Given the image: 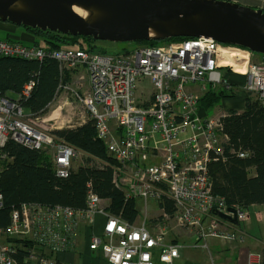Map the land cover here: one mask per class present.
<instances>
[{"label": "built area", "instance_id": "built-area-1", "mask_svg": "<svg viewBox=\"0 0 264 264\" xmlns=\"http://www.w3.org/2000/svg\"><path fill=\"white\" fill-rule=\"evenodd\" d=\"M229 50L245 57H234L235 62L244 65L242 76L246 79L242 89L264 105V62L251 61V53L246 49L208 37L142 45L115 54L81 48L46 50L0 39V56L39 61L50 57L61 67L84 69L89 86L84 91L80 89V93L74 89V104L63 99L49 117L62 105H67L65 111L60 117L52 116L50 121L63 124L78 117V125L83 124L88 118L76 111L75 106L84 105L94 121L97 137L118 162L112 168L113 182L123 187L128 196L172 200L173 214L159 209L161 217L155 218L156 223L172 219L179 227L193 228L197 241L235 238L231 222L213 213L215 209L232 215L225 200L211 192L208 173L209 163L223 155L228 136L221 119L228 113L225 110L210 116L203 110L200 113L199 107L206 90L229 87L222 69L233 72V68L219 64L220 57ZM80 79L84 80V76L76 81L78 89L83 85ZM140 79L148 80L151 89L140 92L142 99L135 94ZM31 87L32 82L26 84L15 99L0 92V147L7 140L31 149L50 147L55 172L64 177L80 152L54 133L48 134L46 119L25 112L22 101L30 96ZM107 205L108 200L90 189L83 208L37 202L21 204L11 212L8 226L0 229V264H13L9 253L12 250L1 241V235L34 239L52 252L50 257L32 256L35 264H73L65 262L59 254L75 250L79 230L83 224L92 226L97 214L102 215L104 223L100 234L89 233L87 249L92 253L100 249L105 264H154L152 251L156 247L164 248L160 254L164 262L171 263L179 256L178 246L164 243L165 226L159 227L158 223L156 232L147 227L146 210L139 223L129 222L110 214ZM232 207L237 221L248 218L245 209ZM203 243L199 246L204 247ZM260 259V253L249 252L247 264H260Z\"/></svg>", "mask_w": 264, "mask_h": 264}, {"label": "trees", "instance_id": "trees-1", "mask_svg": "<svg viewBox=\"0 0 264 264\" xmlns=\"http://www.w3.org/2000/svg\"><path fill=\"white\" fill-rule=\"evenodd\" d=\"M21 27L26 32L25 37H31L29 42L21 40L20 36L7 37L5 40L46 50L72 46L75 49L103 52L98 49V41L89 36H72ZM187 38L190 37L137 42L161 45ZM260 61L264 62V56ZM71 72L50 57L39 61L0 56V92L15 99L21 89L32 82L30 96L22 101V105L30 115H42L46 113L62 86L69 82ZM226 75L229 79L228 88L219 86L214 90H206L201 95L200 113L201 110L210 111L221 100L236 94L239 88L233 77L238 74L226 69ZM243 103L242 111L229 109L228 114L222 117L223 131L228 140L224 144L223 155L209 163L208 173L214 195L222 197L229 206L238 205L246 209L253 204H264V105L247 92H244ZM53 133L60 141L80 152L84 162L76 167L71 165L66 176H58L51 156L45 149H31L7 140L0 147V229L8 226L11 212L23 203L37 202L49 206L62 204L83 208L89 189L102 199L108 200L106 210L110 214L134 222L139 215L136 204L138 196L126 195L125 189L113 182L112 168L118 162L107 152L103 140L97 137L93 119L88 118L83 124L66 126L54 130ZM239 152L244 155L240 156ZM155 201L157 209L165 210L170 216L173 214L175 207L172 200L164 197ZM160 217L157 216L156 219ZM1 237L2 242L9 244L12 250L9 253L13 264H35L37 262L32 256H52L50 250L34 239L7 235ZM260 256V264H264V246Z\"/></svg>", "mask_w": 264, "mask_h": 264}, {"label": "water", "instance_id": "water-1", "mask_svg": "<svg viewBox=\"0 0 264 264\" xmlns=\"http://www.w3.org/2000/svg\"><path fill=\"white\" fill-rule=\"evenodd\" d=\"M0 21L108 42L208 37L264 55V8L232 0H0ZM227 211L213 213L237 224Z\"/></svg>", "mask_w": 264, "mask_h": 264}, {"label": "crops", "instance_id": "crops-1", "mask_svg": "<svg viewBox=\"0 0 264 264\" xmlns=\"http://www.w3.org/2000/svg\"><path fill=\"white\" fill-rule=\"evenodd\" d=\"M239 2L244 5H250L253 7L264 8V0H232ZM9 23V22H8ZM14 25V24H13ZM25 31H21L20 35L16 37H21V40L30 41L31 37H25ZM7 37H10L9 35ZM25 37V38H24ZM259 61V60H258ZM244 76L234 75L233 81L238 85L242 86L245 82L239 79ZM239 90V89H238ZM240 99H229L228 104L225 106V110H237L238 112L243 110L244 103V90L241 89ZM238 91L236 92V94ZM242 97V100H241ZM223 110V112L225 111ZM222 112V111H221ZM139 198V197H138ZM143 201L144 212L147 209V202L153 199L140 198ZM156 202V201H154ZM245 211H247L248 218L245 221H237V224H232L231 230L235 233V238L233 240H223L219 238H207L205 240H195V230L193 228L179 227L174 223L173 226L169 227L167 221L159 222L160 226H165L166 234L164 243L174 244L178 246L179 256L173 258L171 263L164 262L160 260V254L164 251L163 247H156L152 251V259L154 264H247V255L249 252L260 253L262 247L264 246V204H253L248 206ZM147 218V216H146ZM140 222L139 216H137L135 222ZM104 223L102 215H96L94 224L92 226H86L83 224L79 233H81V239L88 241L89 233L100 234V230ZM156 221L147 220V227L153 232L158 230ZM172 225V224H171ZM157 227V228H156ZM204 242V243H203ZM203 243L204 247H201ZM87 251V249H86ZM75 256V255H74ZM64 261L72 262L73 264H86L75 262V257L72 253H62L59 256ZM77 258V257H76Z\"/></svg>", "mask_w": 264, "mask_h": 264}, {"label": "rangeland", "instance_id": "rangeland-1", "mask_svg": "<svg viewBox=\"0 0 264 264\" xmlns=\"http://www.w3.org/2000/svg\"><path fill=\"white\" fill-rule=\"evenodd\" d=\"M22 30H23V28L21 26H16V25H13V24L8 23V22L0 21V39H6L8 35L10 37H12V38H15L16 36L20 35V32ZM97 45H98V49L100 51H103L106 54H115V53H121V52H125V51H130V50L134 49L137 46H142V45H146V44H145V42H137V41H134V42L98 41ZM71 48H72V46H71ZM250 53H251V61H254V62H256L258 60L260 61V58L264 56L262 54H257V53L255 54V53H252V52H250ZM69 70H70V72L73 70L71 72V74H70L69 82H66V84L63 85L62 90L58 92L56 98L50 104V106L47 109L46 113L40 115L42 118L46 119L44 124H46V127H49V129L47 130L48 134L53 133L54 130L66 127L67 125L74 124L72 126H69V127H73V126H76V125L79 124V121H78L79 118L78 117L76 119H74V120L72 119L73 120L72 122L68 123V122L65 121L63 124L60 123L59 121L53 123V121H50V119H49L52 116L60 117L62 115V113L65 111V108L67 107V105H65V106L62 105L59 109H57L51 115V117H49L50 113L60 103H62L63 99L64 100L67 99L68 102H72V105L74 104L73 103V98H72V97H74V91H73L74 89L77 90L80 93V91H79L80 89H83V91H84L89 86L87 74H86V72L84 71V69L82 67L77 66L76 68H74L72 70L69 69ZM222 71H225V76H226L227 80H229L228 76L226 75V69H222ZM81 75L84 76V80L80 79V80H83V85H82L81 88L78 89L76 87V81L79 80V77ZM245 79H246V77H242L239 80L240 81H243V80L245 81ZM239 84L240 83H238V85ZM149 89H150V85H149L148 80H146V79L145 80L144 79L138 80L137 88H136V91H135L136 92L135 94H136L137 98L142 99V95L140 94V92L147 91ZM241 89H242V86H239V90H238L237 94H235L232 97H228V98H225V99L221 100V102L219 104L215 105L214 107H212L210 109V111L207 112V114L210 115V116L211 115H217L221 111L225 110L224 108L228 104L229 99H235L237 97H238V99H240L239 96H241V91H242ZM149 91H151V89ZM241 100H242V97H241ZM85 109H86V107L84 105L82 106L80 103H77L76 106H75V110L76 111L81 112L84 115L85 118H89L88 111H86ZM25 112H27L26 109H25ZM44 149L48 152L49 155L52 154V148L45 147ZM82 162H84L83 155L78 153L77 156L73 159L71 164H72L73 167H76L77 165H79ZM136 204H137V207H138V210H139V215L138 216H139L140 220H143V217H144L143 201L140 198L136 197ZM159 214H161V211L156 208L155 202L152 201V200H149L147 202V209H146V216H147L146 223H147L148 219H149V221L152 222V220L154 218H156ZM155 221H157V220L155 219ZM166 221L170 224L169 227L174 225V223H172V219H167ZM81 236H82L81 233H80V235L77 236V243H76L75 250L73 252H71L73 254V257H75V262H77V263H80V262L83 263L84 262L86 264H105L102 251L100 249L95 251L94 253L89 251L87 249V242H85V240L81 239ZM2 240H3V238L1 237V241ZM86 249H87V251H86ZM65 262H67V260Z\"/></svg>", "mask_w": 264, "mask_h": 264}, {"label": "bare ground", "instance_id": "bare-ground-1", "mask_svg": "<svg viewBox=\"0 0 264 264\" xmlns=\"http://www.w3.org/2000/svg\"><path fill=\"white\" fill-rule=\"evenodd\" d=\"M77 12L80 13V11L78 9H76ZM233 50H229V52L226 51L225 56H221L220 57V66H228V67H232L233 68V72L236 74H240L243 75L244 74V70L243 67L244 65L238 64L237 62H235L234 57H240V58H245L242 54L237 53V52H231Z\"/></svg>", "mask_w": 264, "mask_h": 264}]
</instances>
